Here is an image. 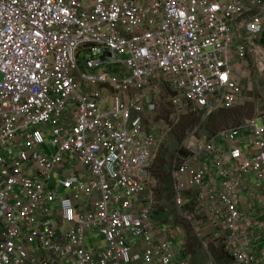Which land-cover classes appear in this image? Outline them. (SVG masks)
Returning <instances> with one entry per match:
<instances>
[{"label":"built area","instance_id":"2783aa9c","mask_svg":"<svg viewBox=\"0 0 264 264\" xmlns=\"http://www.w3.org/2000/svg\"><path fill=\"white\" fill-rule=\"evenodd\" d=\"M263 32L264 0H0V264H190L155 220L164 130L145 117L164 107L201 118L170 171L178 208L196 200L233 264H264L237 196L264 183V111L200 133L264 74Z\"/></svg>","mask_w":264,"mask_h":264},{"label":"rangeland","instance_id":"374dc122","mask_svg":"<svg viewBox=\"0 0 264 264\" xmlns=\"http://www.w3.org/2000/svg\"><path fill=\"white\" fill-rule=\"evenodd\" d=\"M250 74H244L241 79L245 89L240 103L232 109L216 111L214 116L211 115L201 127V134L215 137L221 130L245 125L248 120L262 114L264 111V74L261 75L251 68ZM172 115L173 111L169 107H164L159 112L145 117L146 126L159 121L163 125L164 135L160 138L153 166L156 161L164 162L166 171H171L183 142L188 135L194 132L201 121L198 115L186 114L178 120L173 119ZM154 179L156 183L155 185L153 183L152 188L157 201L155 220L164 227L168 238H171L175 246L183 245L190 264H214L216 253L222 250L226 257L228 254L225 249V236L220 233L218 226H214L204 211L196 210V200L189 199V203L186 200V203L178 208L174 195L168 192L161 182L159 185L155 176ZM260 197L264 199V192ZM191 233L197 240L191 238ZM226 259L227 264H233L232 260Z\"/></svg>","mask_w":264,"mask_h":264},{"label":"crops","instance_id":"0c3cea01","mask_svg":"<svg viewBox=\"0 0 264 264\" xmlns=\"http://www.w3.org/2000/svg\"><path fill=\"white\" fill-rule=\"evenodd\" d=\"M217 145L224 146L223 141L217 140ZM262 192H264V183L256 182L254 177L250 176L247 182V188L239 191L237 194L240 212L245 217H250L253 214L256 224L264 221V199L260 197ZM250 247L255 250L264 249V233ZM180 248L184 250L183 245Z\"/></svg>","mask_w":264,"mask_h":264},{"label":"trees","instance_id":"16d2710c","mask_svg":"<svg viewBox=\"0 0 264 264\" xmlns=\"http://www.w3.org/2000/svg\"><path fill=\"white\" fill-rule=\"evenodd\" d=\"M217 114L223 115L222 113H217ZM217 114H215V115H217ZM153 175L158 179L157 181H159V185L161 182V184L166 188V190L168 192H170L171 194H173L172 182H171V177H170V170L169 171L165 170V163L164 162L160 163L159 161H156V163L153 166ZM190 236H191V238L197 240V238L194 236V234L191 233ZM226 255L227 254H225V256ZM227 256L224 257V251L222 250L221 252L216 253V259L214 260V262L216 264H227L226 258H229V260H232L229 256L228 257Z\"/></svg>","mask_w":264,"mask_h":264},{"label":"water","instance_id":"95a60500","mask_svg":"<svg viewBox=\"0 0 264 264\" xmlns=\"http://www.w3.org/2000/svg\"><path fill=\"white\" fill-rule=\"evenodd\" d=\"M259 42L261 44H264V32L261 34L260 39H259Z\"/></svg>","mask_w":264,"mask_h":264}]
</instances>
